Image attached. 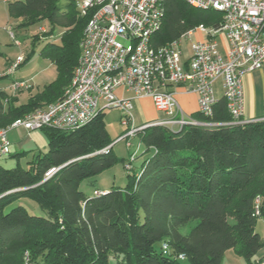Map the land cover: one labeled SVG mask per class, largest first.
Wrapping results in <instances>:
<instances>
[{
  "label": "trees",
  "instance_id": "1",
  "mask_svg": "<svg viewBox=\"0 0 264 264\" xmlns=\"http://www.w3.org/2000/svg\"><path fill=\"white\" fill-rule=\"evenodd\" d=\"M7 8L20 28L49 24L23 62L43 41L40 55L56 65L57 76L25 102L0 89V128L64 94L89 17L80 14L79 0H7ZM221 19L215 10L166 0L151 40L163 45L201 23L219 27ZM192 117L213 124L138 131L153 153L139 170L127 168L125 186L101 194L82 184L119 161L105 110L74 128H41L47 151L25 163L26 151L18 152L13 167L0 166V264H222L231 249L247 264H264L256 257L264 246L257 230L264 220V118L231 122L223 97L212 115ZM23 197L42 214L10 207Z\"/></svg>",
  "mask_w": 264,
  "mask_h": 264
},
{
  "label": "built area",
  "instance_id": "2",
  "mask_svg": "<svg viewBox=\"0 0 264 264\" xmlns=\"http://www.w3.org/2000/svg\"><path fill=\"white\" fill-rule=\"evenodd\" d=\"M186 1L220 12V26L201 23L178 40L154 45L151 38L162 23L166 0H79L80 14L89 17L71 82L56 101L0 128V159L11 153L9 131L12 129L33 131L45 126L70 129L86 123L106 108L121 111L126 134L120 135V139L134 137L152 125L176 129L190 124H213L187 116L175 92L170 90L171 85H183L186 92H195L199 112L210 116L218 100L215 83L221 80L231 122L263 119L264 116H244V76L264 65V0ZM196 31L205 34V38L195 39ZM221 33L227 41L224 54L218 44ZM10 36L20 45L13 30ZM187 39L191 41L189 52L183 50ZM23 60L24 56L18 55L7 71L14 72ZM26 86L23 81H14L10 87L16 92ZM120 87L133 92V97L119 96L116 90ZM143 96L151 97L163 116L136 125L133 99ZM126 167L131 168L129 163ZM95 193L103 191L95 190ZM259 203L258 198L257 211Z\"/></svg>",
  "mask_w": 264,
  "mask_h": 264
},
{
  "label": "rangeland",
  "instance_id": "3",
  "mask_svg": "<svg viewBox=\"0 0 264 264\" xmlns=\"http://www.w3.org/2000/svg\"><path fill=\"white\" fill-rule=\"evenodd\" d=\"M18 21L11 18L7 8V2L0 0V89H5L11 91V84L14 81L23 80L27 85L32 86V92H35L38 87L40 89L48 83L55 80L57 76L56 65L51 62L50 59L42 57L40 55L41 48L44 42H40L35 46L36 51L33 53L31 58L27 61L21 63L19 67L14 70V72H8L9 68L8 62L15 61L18 55H23L24 57L28 55L31 49V42L33 38H38L45 36L44 30L49 29L48 23H41L31 26L29 28H20L18 26ZM18 26V27H17ZM62 28H58L61 30ZM10 30H13L16 39L20 42L18 45L15 40L10 36ZM203 34L200 31L195 33V37L198 40H203ZM223 33L218 35L219 50L224 54L226 50V41ZM122 41L127 42V40L122 39ZM191 48V41L187 39L183 43V50L189 52ZM12 60V61H11ZM262 85V86H261ZM12 92V91H11ZM31 92V91H30ZM20 95V101L25 102L30 94L28 89L17 90L15 92ZM194 94L193 92H190ZM258 103L263 105L264 101V89L263 84L260 83V87L257 93ZM152 102L153 99L151 98ZM134 102V101H133ZM195 103V102H194ZM154 104V102H153ZM196 104V103H195ZM191 104V105H195ZM140 110L141 104L138 103ZM199 108V107H198ZM117 108H106V123L109 134L113 141V148L117 154L119 161L109 169H106L101 174L92 177L90 180L85 181L82 184V188L87 193H92L95 188L109 189L112 186H125L127 183V173L128 169L126 164L129 163L134 170H139L142 166L143 160L153 153V149L147 150L145 146L139 141V137L136 135L134 137H123L119 138L122 134H126V126L121 122L120 115L116 113ZM133 118L135 124H141V116L134 109L132 110ZM41 131L43 138L36 140L35 137L29 136L27 131L23 128H16L9 132V138L12 143L11 145V156L0 159V166L10 168L13 167L17 161V157L14 155L18 152L26 151V155L21 156V162L31 158L34 154L40 151H47V137L44 131ZM116 139V140H115ZM131 145L128 146V143ZM137 150V151H136ZM136 151V155L133 157L132 154ZM23 205L31 214L41 215L42 210L33 199L29 197H23L16 200L10 207L16 205ZM262 219L258 220V226L261 227ZM262 239L264 240V232L262 234ZM227 255V261L224 264H247L245 258L241 255H235V250L231 249ZM264 255V246L260 249L257 256ZM235 256H240L242 259H235ZM230 258L233 260L231 261Z\"/></svg>",
  "mask_w": 264,
  "mask_h": 264
},
{
  "label": "crops",
  "instance_id": "4",
  "mask_svg": "<svg viewBox=\"0 0 264 264\" xmlns=\"http://www.w3.org/2000/svg\"><path fill=\"white\" fill-rule=\"evenodd\" d=\"M4 1L7 2V0H4ZM200 33L203 34L202 32H200ZM202 36H203L202 39H204L205 38V34H203ZM194 37H195V34H194ZM195 39H197V38L195 37ZM223 39H224V37H223ZM224 40L226 41V38ZM226 45H227V41H226ZM11 63L12 62H9L8 66H10ZM18 81H21V80H18ZM260 83L263 84V89H264V65H263L262 68L254 69V70L248 72L244 76V92H245L244 116L245 117H263L264 116V101H263V105H260L258 103V97H257V93H258V89L260 87ZM24 88L28 89L29 93H31L32 90H33L32 86H29V85H27ZM24 88H22L21 90H24ZM39 88L40 87H38L37 89H39ZM169 88H170V90L175 92V97H176V99L178 101V104H179V106L182 108V110L184 111V113L187 116H192V113L199 111V108H198V96H197V94L195 92H193L194 94H191L190 92H186L184 90V86L183 85H171ZM215 89H216V94H217L218 99L222 98L223 97V87H222V81L221 80H218L215 83ZM116 92H117V94L119 96L133 97V92H131L129 90H125L124 88H121V87L118 88L116 90ZM18 96H19V100H20V95H18ZM133 101H134L135 110L137 111L139 116H141V119H140L141 124L146 123V122H151V121H153L155 119H158L161 116H163V114L160 113L156 109L155 105L153 104V102L151 100V97L143 96V97H140V98H134ZM139 102L141 104V110H140V107L138 105ZM191 104H195V105H191ZM116 113L121 116V111L119 109H116ZM106 114L107 113H106V110H105V117H106ZM136 125H139V124H136ZM26 131H27V134L29 136L35 137L36 140L39 139V138H43L40 129L33 130V131H28V130H26ZM11 145H12V143H11ZM94 190H107V189L95 188ZM257 230L262 236V234L264 232V220L263 219H262L261 227L258 226V224H257ZM229 252L230 251L228 250L225 253L224 258L222 260V264H224L225 261L228 260L226 257H227ZM235 255H239V254L237 253ZM236 257H237V259H242L240 256L239 257L235 256L234 260L232 258H230V260L231 261L232 260L236 261ZM256 257L258 259H261V258H264V255L263 256H259L258 255Z\"/></svg>",
  "mask_w": 264,
  "mask_h": 264
},
{
  "label": "water",
  "instance_id": "5",
  "mask_svg": "<svg viewBox=\"0 0 264 264\" xmlns=\"http://www.w3.org/2000/svg\"><path fill=\"white\" fill-rule=\"evenodd\" d=\"M183 127H179V128H177L178 130H181ZM112 145V144H111ZM110 145V146H111ZM52 171H54V170H52ZM52 171H50L49 173H52Z\"/></svg>",
  "mask_w": 264,
  "mask_h": 264
}]
</instances>
